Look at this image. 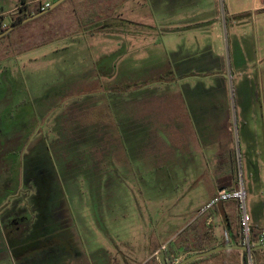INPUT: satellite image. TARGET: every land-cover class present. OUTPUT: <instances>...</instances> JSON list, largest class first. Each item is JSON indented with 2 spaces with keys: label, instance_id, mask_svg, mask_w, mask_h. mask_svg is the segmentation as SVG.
I'll return each mask as SVG.
<instances>
[{
  "label": "rangeland",
  "instance_id": "obj_1",
  "mask_svg": "<svg viewBox=\"0 0 264 264\" xmlns=\"http://www.w3.org/2000/svg\"><path fill=\"white\" fill-rule=\"evenodd\" d=\"M157 1L65 0L50 8L54 0H0V20L7 26L50 3L47 12L0 41V264H88L107 248L115 264H130L125 249L132 252V247L141 251L136 263L151 264L147 252L172 233L170 216L199 214L214 186V157L232 156L237 183L247 188L251 163L264 166V139L243 133V120L264 122L261 109L230 110V123L214 131L202 125L185 149L171 132L180 131L174 117L170 130L149 124L148 118L136 126L125 119L118 127L109 105L139 103L143 117L154 98L166 102L167 94L150 99L155 76L149 66L169 59L164 76L182 89L185 101H209L212 78L180 79L173 53L211 45L228 55L234 33L248 52L256 47L252 56L259 64L233 80L229 101L264 102L260 12L253 19L236 17L235 25L215 31L171 32L164 28L179 25L178 15L166 14ZM199 82L208 91L187 99L183 84ZM170 100L180 102L179 95ZM171 152L177 157H169ZM246 207L250 214L256 208L264 224V198L253 206L248 193ZM20 214L28 217L27 226L13 233L9 225Z\"/></svg>",
  "mask_w": 264,
  "mask_h": 264
},
{
  "label": "crops",
  "instance_id": "obj_2",
  "mask_svg": "<svg viewBox=\"0 0 264 264\" xmlns=\"http://www.w3.org/2000/svg\"><path fill=\"white\" fill-rule=\"evenodd\" d=\"M225 1L226 0H222V5L220 4V0H164L163 3L159 0L157 2L161 5L164 4L163 6H165L166 14L170 16L178 15L177 17L180 21L179 25H169L167 28H164L166 31L171 32L184 29L189 30L192 28L201 29L202 31H208L209 29H212V31L219 30V26L221 25H235V17L238 15L240 17H250V19L261 15L264 20V0H227V4H225ZM258 12H260L259 15H257ZM242 22L244 21L239 23L241 24ZM259 31L258 45L260 48L259 50L262 53L261 56L263 63L264 21L261 22ZM233 36L231 38L229 37L231 44L227 47L228 55L221 50L222 48L215 51L211 45H208L203 49L198 48L194 50L182 47L178 52L173 53L178 57V60H174L175 63H177L176 70L174 71L180 79H184L191 75H206L212 78V86L210 87L213 97L209 98V101L193 105L189 99L188 102L190 101L192 107L185 101L182 89L180 91L177 87H172L171 83L173 82V79L168 77V80V78L164 76V73L168 71V64H170L169 59L166 63L161 62L155 67L149 66L155 76L154 86H150L148 89L150 91L148 94L151 95L150 99H153V96L157 93L167 94L168 97H166V102L157 103L154 98L151 109H149V112H146L143 117H141V104L139 103L128 104L125 107H123L124 105L118 104L115 108L109 105L108 107L111 110L116 111L118 127L122 126L125 119L128 120V123L131 126H136L139 125L142 118L146 121L148 118L149 124L152 122L156 125H160V127H163L164 129L166 128L167 130H170L168 125L172 124L171 121L174 117V119H176L175 122L180 125L181 132L179 131V135H177L176 129L173 128H171V132L180 137V141L184 144L185 149V143L187 142L188 137H193V134L197 136L198 129H200L202 125H208L209 127H212V131H214L224 125L223 122L230 123V120L227 119L230 110L241 109L243 111H252L255 109H261L263 111L264 102L254 104L245 101H241V103H238L237 101H229L230 90L233 92L236 84L233 80L235 78L237 81L241 80L248 72L257 69L255 67L259 64L258 60L254 62L255 58L253 59L252 56V52L258 53L256 47L254 46V50L251 49L248 52L239 35L234 33ZM216 37L219 39L222 38V33L217 31ZM229 78L230 83H228ZM183 85L186 86L185 93L187 99L189 94H195V97H197L199 92L208 91V88L204 87V82H199L194 87L190 86L188 83ZM173 94L179 95L180 102L175 103L170 100ZM243 121V133L245 137L249 136L253 140L257 138L260 140L264 139V129L262 128L264 127V122L261 124L263 126L260 127L261 125L257 122L253 125H249L246 120ZM151 127L152 129L149 128V132L153 133V126ZM120 134L124 136L123 131H121ZM197 139L198 137L196 140ZM167 155L169 157H177V153L174 155L173 152ZM217 156L213 158L214 168L217 167L215 169L216 174L212 178L214 186L206 199L203 200L200 208L205 206L216 195L219 189L236 188L239 185L237 183L235 170L236 161L234 158L232 156L224 155L223 152H220ZM261 158L264 159V156H261ZM221 162H227V166H225L226 168L224 167L221 169ZM256 165H258V168L254 167L253 163H251L248 168L251 184L248 188L243 184L246 194L249 193L251 195L253 206L259 199L264 198V185H261L264 184V166L259 163ZM226 176H232V180L221 182L220 179ZM218 205L217 208L214 207L207 214L203 215L196 214L188 216V214H182L181 216H170L169 222L172 223L170 226L172 233L165 241L158 243L157 247L152 248L147 252L148 261L151 264H163L161 260V252L168 244L176 250L175 261H179L191 254L215 246L243 244L240 230V218L236 212L237 203L235 201H228L226 203L221 202ZM251 217L253 220L252 226L254 228H264V224H262V221L257 216L256 208H253ZM130 250L129 248L125 249V253L131 262L130 264L146 263L143 261L141 263H136L138 261H135V259L137 260L141 251L137 253L133 247L132 252ZM215 253V255L211 254L212 256H206L208 258L195 261L191 264H250V262H253L254 260L256 264H264V251L262 250H259L256 253H250L241 249H227ZM105 255H107V257L102 261V257ZM170 257L174 258L173 255ZM90 260L92 263L89 262L88 264H115L113 262L114 257L108 248L104 253H101L100 258H88V261ZM115 262L116 264H119L117 260H115Z\"/></svg>",
  "mask_w": 264,
  "mask_h": 264
},
{
  "label": "built area",
  "instance_id": "obj_3",
  "mask_svg": "<svg viewBox=\"0 0 264 264\" xmlns=\"http://www.w3.org/2000/svg\"><path fill=\"white\" fill-rule=\"evenodd\" d=\"M49 6L50 3H46V5H43L42 7L45 9ZM246 196L247 194L243 185H238L236 188H221L218 190L216 195L200 209L198 215L207 214L221 202L235 201L240 212V230L242 242L245 245H254L255 243L252 242L251 238L253 230L252 217L246 207ZM257 238L258 244H262L264 242V229L259 230Z\"/></svg>",
  "mask_w": 264,
  "mask_h": 264
},
{
  "label": "water",
  "instance_id": "obj_4",
  "mask_svg": "<svg viewBox=\"0 0 264 264\" xmlns=\"http://www.w3.org/2000/svg\"><path fill=\"white\" fill-rule=\"evenodd\" d=\"M63 1L65 0H56L53 5L50 8H53L54 6H57L59 4H61ZM50 8L48 9H44L43 11L33 14L31 16L26 17L25 19H23L22 21L15 23L13 25H11L10 27H8L5 31L0 33V39L5 36L6 34L10 33L13 29H15L16 27L30 21L33 20L34 18L42 15L43 13L47 12ZM227 249H241L244 251H248V252H253L259 249H264V244H260V245H245V244H237V245H220V246H215L212 247L210 249L204 250V251H199L197 253L191 254L188 257L182 259L178 264H188L189 262L194 261L195 259L198 258H202V257H206L209 256L215 252H218L220 250H227ZM161 260L163 262V264H168L166 261V257H165V251L163 250L161 252Z\"/></svg>",
  "mask_w": 264,
  "mask_h": 264
},
{
  "label": "trees",
  "instance_id": "obj_5",
  "mask_svg": "<svg viewBox=\"0 0 264 264\" xmlns=\"http://www.w3.org/2000/svg\"><path fill=\"white\" fill-rule=\"evenodd\" d=\"M56 0H54V2H55ZM45 9H47V8H45ZM44 9H43V7H41L40 9H39V11L41 12V11H43ZM236 17H240L239 15L238 16H236ZM235 17V18H236ZM93 19V17H90V18H88V21H90V19ZM20 22V21H19ZM18 23V22H17ZM13 24H15V23H13ZM12 24V25H13ZM11 25H9V26H7V25H3V23H2V21L0 20V33L1 32H3V31H5L8 27H10ZM12 32V31H11ZM11 32L10 33H8V34H6L5 36H3L1 39H0V41L2 42V41H4L6 38H8L10 35H11ZM209 53V52H208ZM227 180H232V176H226V177H223V178H221L220 179V181L221 182H224V181H227ZM228 202V201H227ZM224 203H226V202H224ZM219 205H216L215 206V208H217ZM237 211V214H238V216H239V218H240V212H239V209H238V205H237V209H236ZM227 212V211H226ZM258 233H259V231H257L256 230V228H254L253 227V230H252V236H251V238H252V242H254L255 244L254 245H260V244H258L257 242H258ZM262 244H264V242L262 243ZM201 250V249H200ZM259 250H262V251H264V249H259ZM259 250H256V251H253L254 253H256L257 251H259ZM175 249L169 244L168 246H166V248H165V257H166V261H167V263L168 264H178L182 259H180L179 261H175V257H176V253H175ZM216 253H213L212 255H215ZM171 255H173L174 256V258L172 257H170ZM211 255V256H212ZM206 258H208V257H202V258H198V259H195L194 261H192V262H190V263H188V264H191V263H193V262H195V261H200V260H204V259H206ZM253 264H256V262H255V260L253 261Z\"/></svg>",
  "mask_w": 264,
  "mask_h": 264
},
{
  "label": "flooded vegetation",
  "instance_id": "obj_6",
  "mask_svg": "<svg viewBox=\"0 0 264 264\" xmlns=\"http://www.w3.org/2000/svg\"><path fill=\"white\" fill-rule=\"evenodd\" d=\"M28 222V217L24 214L17 215L12 221L11 224L9 225L11 228V231L13 233H21L27 226ZM3 227L7 230L6 232H10L9 227L6 225H3ZM4 229V230H5ZM3 230V231H4ZM20 242V241H19ZM21 245H17L16 247L19 248ZM21 248V247H20Z\"/></svg>",
  "mask_w": 264,
  "mask_h": 264
}]
</instances>
